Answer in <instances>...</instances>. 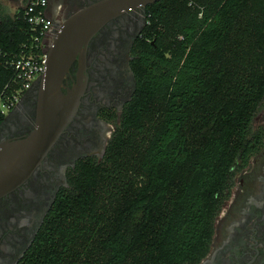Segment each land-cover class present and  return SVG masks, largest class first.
<instances>
[{
    "label": "trees",
    "instance_id": "obj_1",
    "mask_svg": "<svg viewBox=\"0 0 264 264\" xmlns=\"http://www.w3.org/2000/svg\"><path fill=\"white\" fill-rule=\"evenodd\" d=\"M148 13L136 92L103 160L78 165L19 264L206 255L232 172L261 145L264 0H161ZM42 53L23 6L0 5V96L13 89L11 62Z\"/></svg>",
    "mask_w": 264,
    "mask_h": 264
},
{
    "label": "flooded vegetation",
    "instance_id": "obj_2",
    "mask_svg": "<svg viewBox=\"0 0 264 264\" xmlns=\"http://www.w3.org/2000/svg\"><path fill=\"white\" fill-rule=\"evenodd\" d=\"M98 1L47 0L51 26L38 49L47 54L65 21ZM159 1L123 10L96 32L84 55L73 62L62 87L66 94L81 78L83 91L73 119L29 178L0 197V264H19L26 257L78 165L103 160L136 92L133 62L149 24V7ZM39 87L36 80L0 124V147L35 127ZM258 114L261 145L234 168L208 251L197 264H264V109Z\"/></svg>",
    "mask_w": 264,
    "mask_h": 264
},
{
    "label": "water",
    "instance_id": "obj_3",
    "mask_svg": "<svg viewBox=\"0 0 264 264\" xmlns=\"http://www.w3.org/2000/svg\"><path fill=\"white\" fill-rule=\"evenodd\" d=\"M157 0H100L68 18L57 31L46 54L40 83L36 125L24 138L0 147V197L25 182L42 163L73 119L83 91L78 83L67 93L63 81L78 56L84 55L91 38L123 10Z\"/></svg>",
    "mask_w": 264,
    "mask_h": 264
},
{
    "label": "built area",
    "instance_id": "obj_4",
    "mask_svg": "<svg viewBox=\"0 0 264 264\" xmlns=\"http://www.w3.org/2000/svg\"><path fill=\"white\" fill-rule=\"evenodd\" d=\"M23 2V18L31 27L34 40L38 44L51 26L46 12L47 0H24ZM11 65L15 72L11 84L13 89L7 93L3 92L0 96V111L5 115L14 108L32 84L44 74L46 53L43 52L40 55L22 54L13 60Z\"/></svg>",
    "mask_w": 264,
    "mask_h": 264
},
{
    "label": "rangeland",
    "instance_id": "obj_5",
    "mask_svg": "<svg viewBox=\"0 0 264 264\" xmlns=\"http://www.w3.org/2000/svg\"><path fill=\"white\" fill-rule=\"evenodd\" d=\"M23 0H0V5L2 6L3 10L8 14V15H14L19 7L23 5ZM259 111L258 113H260ZM260 115V114H258ZM255 125L258 123L257 121H254Z\"/></svg>",
    "mask_w": 264,
    "mask_h": 264
}]
</instances>
